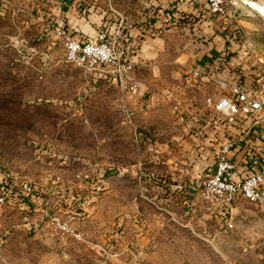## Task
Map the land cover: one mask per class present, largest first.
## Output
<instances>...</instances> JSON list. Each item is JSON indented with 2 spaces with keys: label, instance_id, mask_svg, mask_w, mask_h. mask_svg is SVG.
Instances as JSON below:
<instances>
[{
  "label": "rangeland",
  "instance_id": "1",
  "mask_svg": "<svg viewBox=\"0 0 264 264\" xmlns=\"http://www.w3.org/2000/svg\"><path fill=\"white\" fill-rule=\"evenodd\" d=\"M156 1L0 0V176L11 183L0 204V264H264V210L204 202L199 188L183 185L190 165L200 181L209 174L200 154L180 162L166 153L181 144L173 105L189 97L175 89L171 62L190 69L207 48L194 25L201 16L169 24ZM205 2L218 20L236 19V4L264 17L248 0H223V14ZM63 29L80 41L104 33L127 52L125 79L136 93L69 62ZM159 31L162 56L135 62ZM215 84L193 95L219 99L226 92ZM68 215L80 238L62 236L51 220Z\"/></svg>",
  "mask_w": 264,
  "mask_h": 264
},
{
  "label": "crops",
  "instance_id": "2",
  "mask_svg": "<svg viewBox=\"0 0 264 264\" xmlns=\"http://www.w3.org/2000/svg\"><path fill=\"white\" fill-rule=\"evenodd\" d=\"M248 2H251L250 5L253 9L256 8L252 5L254 3L264 8V0H248ZM154 3L160 7L159 12H162L163 17H166L164 19H167L169 24H175V17H187L194 21L196 17L201 16L198 21L195 20L194 25L199 33L198 37L206 43L205 47L207 48L206 52L196 55L190 69H180V66H177L179 58L171 62L176 67L172 68L171 75L179 79L175 89L183 92L184 95L188 94L189 97L173 105L175 111L173 121L176 125L179 123L182 125L180 128L175 127L174 138L180 139L181 144H178L179 148H173L170 152L166 149V153H170L171 158H176L178 161L186 155L195 154L196 156L198 152L202 157L198 159L199 166L208 167L207 173H210L220 146L226 141H233L228 157L235 164V169L230 176L234 179L243 178L258 169L264 161V117H239L238 125H230L214 109L218 97L213 98L206 95L203 98H198L193 94L196 93L195 88L201 90L204 89L202 87H212L217 90L215 82L238 85L249 95L256 94L258 89L264 88L262 26L264 17L258 13L256 16L238 19L228 17L218 20L206 12L205 0H157ZM165 11H168V15L164 14ZM75 23L77 22H73V24ZM235 28L238 29V34L234 32ZM130 33L136 35L138 31L136 28H132ZM164 34L159 31V35L156 34L152 38L147 37L136 50L135 55H132L134 61L158 60L167 47ZM160 66L162 65L160 64ZM104 79L116 83V79L111 77ZM144 82H147V78ZM144 84L146 85V83ZM170 89L166 94L172 98L174 87ZM190 92L193 96L190 95ZM153 103L155 102L153 101ZM196 166L194 164L187 167L190 178L183 181L184 186L193 190L199 188L202 182ZM34 238L37 239V236L35 235ZM55 238L59 240L57 244L61 246V255L66 258L65 251H67L68 242L65 240L67 238H62V236ZM48 239L52 240L47 236L44 238L39 236L41 243L52 248L51 244L47 243Z\"/></svg>",
  "mask_w": 264,
  "mask_h": 264
},
{
  "label": "built area",
  "instance_id": "3",
  "mask_svg": "<svg viewBox=\"0 0 264 264\" xmlns=\"http://www.w3.org/2000/svg\"><path fill=\"white\" fill-rule=\"evenodd\" d=\"M207 1L213 13H225L223 0ZM262 26L264 34V21ZM57 33L65 39L64 51L69 62L104 72L115 78L121 88L131 94L136 93L137 83H129L125 79L132 68L127 52L118 51L114 42L109 40L104 33L97 34L93 41L71 38L64 29L58 30ZM218 85L223 91L225 90L226 94L218 99L214 109L229 124L236 122L240 116L264 117V88L256 91V94L249 95L238 85L226 82H218ZM232 145L233 141H226L221 145L212 171L199 185L200 196L204 202L223 208L229 207L236 200H242L264 210V161L258 169L243 178L234 179L230 174L234 171L235 164L228 157ZM8 190L0 193V204L5 202ZM28 191L32 193L33 188L29 187ZM70 217L71 215L65 219L53 217L51 220L62 236L80 238L74 232Z\"/></svg>",
  "mask_w": 264,
  "mask_h": 264
},
{
  "label": "trees",
  "instance_id": "4",
  "mask_svg": "<svg viewBox=\"0 0 264 264\" xmlns=\"http://www.w3.org/2000/svg\"><path fill=\"white\" fill-rule=\"evenodd\" d=\"M234 32L236 33V34H238V29L237 28H235L234 29ZM264 81V80H263ZM258 91H259V89H258ZM241 117V116H240ZM239 118H237V120H236V122H234V123H232V124H230V125H238L239 124ZM221 147V146H220ZM220 149V148H219ZM219 149H218V151H219ZM11 183L9 182V180H7L6 178H4L3 179V177L2 176H0V193H3V192H5L6 190H8V189H10L11 188ZM34 191V190H33ZM25 200H28V197L27 198H25ZM24 201V200H23Z\"/></svg>",
  "mask_w": 264,
  "mask_h": 264
},
{
  "label": "water",
  "instance_id": "5",
  "mask_svg": "<svg viewBox=\"0 0 264 264\" xmlns=\"http://www.w3.org/2000/svg\"><path fill=\"white\" fill-rule=\"evenodd\" d=\"M253 13L248 9V7H245L242 4H236L234 8L233 16L238 19L241 17H247L251 16Z\"/></svg>",
  "mask_w": 264,
  "mask_h": 264
},
{
  "label": "bare ground",
  "instance_id": "6",
  "mask_svg": "<svg viewBox=\"0 0 264 264\" xmlns=\"http://www.w3.org/2000/svg\"><path fill=\"white\" fill-rule=\"evenodd\" d=\"M253 6H256V8L254 9V10H256V11H263V7H260V6H258L257 4H252Z\"/></svg>",
  "mask_w": 264,
  "mask_h": 264
}]
</instances>
